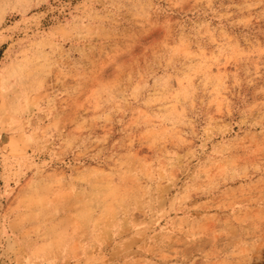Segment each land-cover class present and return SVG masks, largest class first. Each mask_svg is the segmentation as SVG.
<instances>
[{
  "label": "rangeland",
  "instance_id": "rangeland-1",
  "mask_svg": "<svg viewBox=\"0 0 264 264\" xmlns=\"http://www.w3.org/2000/svg\"><path fill=\"white\" fill-rule=\"evenodd\" d=\"M0 264H264V0H0Z\"/></svg>",
  "mask_w": 264,
  "mask_h": 264
}]
</instances>
